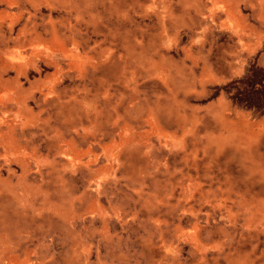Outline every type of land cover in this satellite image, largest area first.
I'll list each match as a JSON object with an SVG mask.
<instances>
[{"label":"rangeland","instance_id":"rangeland-1","mask_svg":"<svg viewBox=\"0 0 264 264\" xmlns=\"http://www.w3.org/2000/svg\"><path fill=\"white\" fill-rule=\"evenodd\" d=\"M0 264H264V0H0Z\"/></svg>","mask_w":264,"mask_h":264}]
</instances>
